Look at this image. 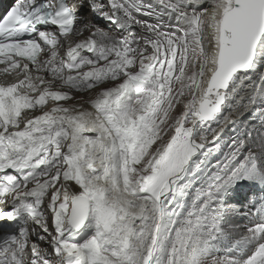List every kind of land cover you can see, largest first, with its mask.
Listing matches in <instances>:
<instances>
[{
	"label": "snow or ice",
	"instance_id": "obj_1",
	"mask_svg": "<svg viewBox=\"0 0 264 264\" xmlns=\"http://www.w3.org/2000/svg\"><path fill=\"white\" fill-rule=\"evenodd\" d=\"M85 5L114 31L78 27ZM0 63V220L23 221L0 264H264V201L242 234L223 226L227 190L264 178V132L202 172L223 109L264 100V0H17Z\"/></svg>",
	"mask_w": 264,
	"mask_h": 264
},
{
	"label": "bare ground",
	"instance_id": "obj_2",
	"mask_svg": "<svg viewBox=\"0 0 264 264\" xmlns=\"http://www.w3.org/2000/svg\"><path fill=\"white\" fill-rule=\"evenodd\" d=\"M148 1H150V0H148ZM8 2L9 3H7V5L13 4L12 1H11V3H10V1H8ZM87 10H89V11L85 12ZM157 10H159L158 7H157ZM134 15H135V13H134ZM138 18L145 19L149 23H153V24L157 23V20L155 18H152V17H138ZM95 19H96V22L102 23L103 19L99 16H94V14L91 13V9L88 8L87 5H85L82 7V9L79 12V20L82 24L78 25V27H81L82 25L84 27V24H86V25L94 24L95 25ZM162 19H163L164 23H168L167 15H164L162 17ZM102 26L104 27V30H105L106 26L104 24ZM96 27H97V25H96ZM100 28H102V27H100ZM45 30H51V29H45ZM105 31H114V26H113V29L108 28V30H105ZM90 32H91V28L89 27L88 29H86L83 32V35L81 38H86L88 35H90ZM142 32H143V29H141L139 25H135L131 29H129V32L125 33V35L134 33L135 35L138 36ZM261 68H264V63L258 64L256 71L259 72L261 70ZM85 70H87V69H85ZM58 83H60V82H58ZM77 91H80V92H77ZM93 95L94 94L89 92V91L73 90L72 96L74 97V99L69 101V103L70 104H76L81 100L87 101ZM248 95H249V93L247 91L240 93V97H247ZM240 97H237V100H239ZM243 103H247V100L245 99L243 101ZM255 105L264 106V100H259ZM85 107L88 108L89 110H91L90 105L85 104ZM178 107H180V106H178ZM239 108L240 107L238 106L237 102L233 101L231 107L223 109V113L228 112V111L230 112L229 121L226 124H224V127H222L223 128L222 132H220V130L217 131L219 133L218 138L220 137V135L224 134V135L232 138L234 141L238 138H242V135L244 133L247 136L248 131H253L254 137H255V135H258L259 133L264 132V115L263 114H259L257 116L251 115V117L248 118L245 116V113L247 111L249 112V108L244 109L242 111H240ZM176 114L179 115L180 114L179 111H177ZM231 125H232V128H229V127H231ZM231 132H235V133L231 134ZM233 141H230V143L232 144ZM212 142H213V138L211 139L210 143H212ZM11 171L12 170H10V172ZM203 171H205L204 168H203L202 172ZM13 174H15V173H13ZM197 177L194 178L193 182L189 186V189L191 191L189 193H187V197H186L187 199L191 200V198L195 194V190L197 188L201 187V185L199 187H197V185L204 183V176L202 173H198ZM240 192H241V189L239 190V193L236 195L233 193L230 194L229 189H228L227 192L223 196V203L226 205V208H227V211L225 212V215H224L223 226L225 228L226 224H228V223L232 224L231 227L229 226V228H225V229L228 230V229L234 228L237 236L239 234H242L244 231H246L245 228L249 225V222H248L249 219L251 221H258L259 220V216L253 215L252 217H250L247 220H244L242 222L241 221L237 222V221L242 219V217H241L242 213H237V210L241 207V205L237 204L234 200H236V201L240 200L241 201L242 193H240ZM262 198H264V195H262ZM256 202H257V198L255 200V203ZM254 208L256 210L255 204H254ZM255 210L253 213H255ZM17 222L20 226L23 223V221L20 219ZM83 236H84V233L82 232L81 237H79V238H83ZM227 242H228V248H226V250L230 251L233 255H239L240 252L242 251V249L241 250H238L237 248L234 249L228 240H227ZM41 247H45V245L43 243H41Z\"/></svg>",
	"mask_w": 264,
	"mask_h": 264
},
{
	"label": "rangeland",
	"instance_id": "obj_3",
	"mask_svg": "<svg viewBox=\"0 0 264 264\" xmlns=\"http://www.w3.org/2000/svg\"><path fill=\"white\" fill-rule=\"evenodd\" d=\"M146 2H150V1L146 0ZM88 11L89 10H87L85 12H88ZM167 21H168V16H167ZM103 24L106 26L105 30H108V26H107L108 22L107 21L102 20V23H100V22H96V19H95V26L97 25V27L104 28L102 26ZM85 25L86 24H84V26ZM81 27H83V25ZM263 70H264V68H261L260 71H263ZM81 91H83V90H81ZM77 92H80V91H77ZM239 110L242 111V110H244V108L240 107ZM223 114L224 115H230V112L228 111V112H225ZM259 114L264 115V106L252 105L249 107V112L247 111L245 113V116L250 118L251 115L257 116ZM211 127L216 128V130L218 131L222 127H224V124L213 123L211 125ZM229 128H232V125ZM234 133L235 132H231V134H234ZM213 134L214 133H212V132H208L207 133V140L205 141V143H207L208 146L210 148H212V151L206 157H203L204 170L205 171L214 170L213 166L216 165L218 162L223 160L225 154L229 152V147L231 145L230 141H233L232 138L222 134V135H220V137L217 140L210 143L211 139L213 138ZM245 137H246V134L244 133L242 135V138H245ZM200 158L201 157L199 156V154H197V156L193 157V160H198ZM194 178L195 177H185L184 180L181 181V183L187 182L190 186L191 183L193 182ZM200 185L202 186V184H198L197 187H199ZM240 189H241L240 193H242L241 201L240 200L236 201L233 199L237 204L241 205V207L237 210V213H242L241 214L242 219L237 221V222H240V221L242 222V221L247 220L253 216V212L255 210L254 204H255L256 208L262 206L261 202L264 201V198H262V195H264V178H258V179H254V180H247V179L239 180L229 188V192H230V194L233 193L236 195L239 193ZM190 191L191 190L188 187L186 189V192L189 193ZM256 198H257V202L255 203ZM177 201H178V203L183 204V211L181 212V215H183L184 212H187V210H189L188 207L191 203V200L184 198V197H178ZM248 222L250 225V223H252L253 221H251L249 219ZM229 226L231 227L232 224H230V223L226 224L225 228H229ZM246 228H245V230H246ZM213 246H214L213 255H216V256H225V255H229V254L233 255L230 251L226 250V248H228L227 240L214 241ZM233 248L236 249L235 247H233Z\"/></svg>",
	"mask_w": 264,
	"mask_h": 264
}]
</instances>
